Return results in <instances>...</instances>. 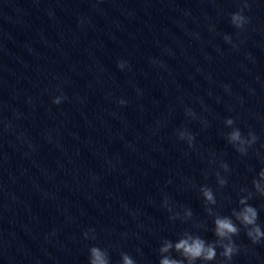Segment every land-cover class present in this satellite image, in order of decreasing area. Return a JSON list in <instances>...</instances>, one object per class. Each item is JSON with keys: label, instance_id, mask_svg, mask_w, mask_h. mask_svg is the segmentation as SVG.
Instances as JSON below:
<instances>
[{"label": "water", "instance_id": "95a60500", "mask_svg": "<svg viewBox=\"0 0 264 264\" xmlns=\"http://www.w3.org/2000/svg\"><path fill=\"white\" fill-rule=\"evenodd\" d=\"M248 2L241 30L242 0H0V264H88L94 245L159 264L165 239L215 240L249 193L264 228V0ZM229 117L258 137L246 155ZM234 239L229 264H264V241Z\"/></svg>", "mask_w": 264, "mask_h": 264}, {"label": "clouds", "instance_id": "9594fccd", "mask_svg": "<svg viewBox=\"0 0 264 264\" xmlns=\"http://www.w3.org/2000/svg\"><path fill=\"white\" fill-rule=\"evenodd\" d=\"M249 7L248 0H242L240 9L231 13V23L237 29H244L245 25L249 22L250 18L244 14L245 9ZM224 39L228 43L232 42V37L230 35H225ZM124 66L125 62L121 61L119 67L123 68ZM225 87L229 86L226 85ZM63 99V96H57L53 99V103L60 104ZM119 103L125 104L126 101L121 99ZM186 113L188 116L192 117L196 115L191 108H188ZM203 123L207 126V121H203ZM225 125L232 128V130L226 134L228 142L232 144L238 152L246 155L249 147L254 145L258 140L255 131L250 130L247 135H244L241 129L235 126L236 120L231 117L225 119ZM177 136L179 140L186 141L189 147L195 146V134L186 127L177 129ZM222 167L226 171L229 169L227 163H223ZM217 176L219 177V173H217ZM218 182L223 186L227 183V180L220 178ZM253 185L255 192L261 197H264V169H261L258 173V178H254ZM200 191L205 199L206 205H208V213L210 215L214 214L213 208L211 207L216 204V197L213 190L204 185L201 186ZM252 195V193H249L247 196H242L239 200L241 207L233 209L231 216L215 215L213 229V233L216 237L215 240L208 241L198 233L194 234L189 231H185L176 241L165 239L159 248V264H197L198 261L200 264H211V262L217 259V248L222 249V251L219 252V256L223 258L220 264H229L233 257L239 252V246L234 237L240 234L241 228H243L246 236L253 244L264 241V228L258 223L259 210L248 202L252 198ZM164 203L168 206L167 199H165ZM169 210L171 211L170 206ZM179 215V213H176V215L171 218L175 219ZM192 215V210L186 209L185 216L190 218ZM233 217H235V220H233ZM84 236L86 239H95V230L89 229L84 233ZM173 251L179 255V258H175L171 255ZM88 264H111V257L108 250L95 245L91 246L89 248ZM119 264H137V262L130 254L124 252L121 254Z\"/></svg>", "mask_w": 264, "mask_h": 264}]
</instances>
